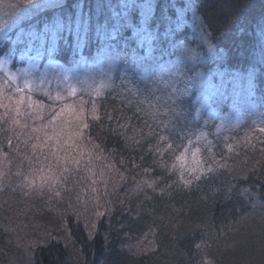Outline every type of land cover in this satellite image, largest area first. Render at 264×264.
<instances>
[{"label": "trees", "instance_id": "obj_1", "mask_svg": "<svg viewBox=\"0 0 264 264\" xmlns=\"http://www.w3.org/2000/svg\"><path fill=\"white\" fill-rule=\"evenodd\" d=\"M11 4L30 7L0 0V16ZM193 12V47L208 26L225 49H201L197 71L250 78L264 92V0H199ZM72 45L61 43L66 66ZM102 71L27 75L21 86L41 84L16 112L0 107V264H264V108L176 120L171 69L147 88ZM169 134L176 147L157 155L155 137ZM181 150L185 166L171 167Z\"/></svg>", "mask_w": 264, "mask_h": 264}, {"label": "snow or ice", "instance_id": "obj_2", "mask_svg": "<svg viewBox=\"0 0 264 264\" xmlns=\"http://www.w3.org/2000/svg\"><path fill=\"white\" fill-rule=\"evenodd\" d=\"M27 3L30 7L11 4L13 11L6 13L7 19L0 16V73L4 74L0 80V107L6 112H16L25 99L23 93L33 87L27 79L20 85L18 63L19 71L38 74L41 82L50 75L70 81L73 72L100 67L104 76L134 86L143 84L145 88L147 82L156 85L161 73L171 69L174 76L164 81L166 107L176 120L196 121L205 113L212 117L225 109L231 116L244 109L251 110L257 103L264 108V92L254 89L250 78L197 71L201 49L208 57L223 55L225 51L208 26L200 33L198 46L193 47L187 39V26L197 21L193 10L199 12V0H27ZM68 39L73 41L71 66L58 58L61 43L67 46ZM102 86L112 87L103 82ZM13 88L16 97L5 95ZM4 100L9 103L4 104ZM71 111L72 108L66 109ZM259 131L264 132V127ZM155 138L159 141L153 148L157 155L164 149L167 155L176 147L170 134L162 140L158 135ZM199 153V148L192 153L193 161L199 160ZM188 154V150H181L179 155L174 153L173 158L178 159L171 167L182 169ZM159 162L167 170V162L163 158Z\"/></svg>", "mask_w": 264, "mask_h": 264}, {"label": "rangeland", "instance_id": "obj_3", "mask_svg": "<svg viewBox=\"0 0 264 264\" xmlns=\"http://www.w3.org/2000/svg\"><path fill=\"white\" fill-rule=\"evenodd\" d=\"M18 74H19V77L22 78V79H24V77H27V74H25L24 72H21V73H18ZM29 80L32 82L33 86H39L41 84V82L38 81L37 79H29Z\"/></svg>", "mask_w": 264, "mask_h": 264}]
</instances>
